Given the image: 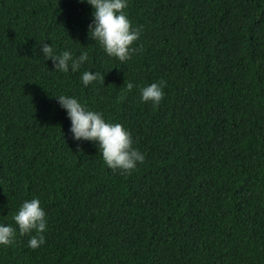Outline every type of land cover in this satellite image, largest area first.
Returning <instances> with one entry per match:
<instances>
[{
    "label": "trees",
    "instance_id": "trees-1",
    "mask_svg": "<svg viewBox=\"0 0 264 264\" xmlns=\"http://www.w3.org/2000/svg\"><path fill=\"white\" fill-rule=\"evenodd\" d=\"M124 12L139 51L121 62L88 37L87 4L0 0V222L16 229L32 197L46 221L42 245L17 231L0 264H264V0H127ZM43 41L87 59L51 71ZM84 70L103 80L82 85ZM159 81V104L141 102ZM59 95L123 125L144 161L108 169L71 139Z\"/></svg>",
    "mask_w": 264,
    "mask_h": 264
},
{
    "label": "clouds",
    "instance_id": "clouds-1",
    "mask_svg": "<svg viewBox=\"0 0 264 264\" xmlns=\"http://www.w3.org/2000/svg\"><path fill=\"white\" fill-rule=\"evenodd\" d=\"M77 2L85 3L91 8L87 35L106 55L124 62L131 54L139 51V47H132V43L138 39L139 30L131 27L130 20L124 12L127 0H77ZM39 51L45 60L51 59V71L76 72L87 59V52L84 51L76 56L68 50L55 53L51 43L45 41L39 44ZM79 75L80 82L84 86L98 78L103 80V77L95 71L84 70ZM163 83V81L152 82L141 87L140 101L150 102L153 106L158 105L163 97ZM131 86L128 85L129 88ZM55 98L69 121L67 132L71 139L77 142H93L108 169L127 173L144 161V153L132 146L131 134L123 125L106 121L100 112L86 108L74 96L59 95ZM11 219L16 229L12 224L0 222V246H8L12 243L17 231L21 235L33 233L27 240L29 248L35 249L44 243L42 233L46 221L39 198L24 200Z\"/></svg>",
    "mask_w": 264,
    "mask_h": 264
}]
</instances>
